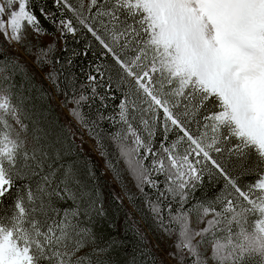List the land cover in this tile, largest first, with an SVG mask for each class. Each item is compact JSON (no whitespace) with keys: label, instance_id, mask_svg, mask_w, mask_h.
Returning a JSON list of instances; mask_svg holds the SVG:
<instances>
[{"label":"snow or ice","instance_id":"snow-or-ice-1","mask_svg":"<svg viewBox=\"0 0 264 264\" xmlns=\"http://www.w3.org/2000/svg\"><path fill=\"white\" fill-rule=\"evenodd\" d=\"M41 18L61 39L86 30L92 39L85 51L95 47L111 58L89 65L85 90L68 101L74 105L69 115L98 145L97 122L83 114L84 104L91 108L98 100L97 120L120 126L112 139L140 192L147 197V186L157 194L150 207L166 232L172 229L161 205L169 197L179 205L175 213L168 205L169 224L179 226L177 250L189 254L190 264H264V178L255 184L257 198H250L238 186L240 161L232 159H246L245 150L254 149L264 161V0H51V7L48 0H0V34L10 41L21 42L26 28L51 34ZM54 52L55 43L38 48L37 64L53 65L46 78L59 92L60 60L49 58ZM10 67L23 70L0 62V264H111L100 257L118 242L101 246L91 226L94 215H105L99 190L81 178L75 161L64 159L72 147L62 133L49 139L50 129L35 127L30 151L19 132L13 136L8 117L26 132L29 113L27 98L5 83ZM114 92L121 93L119 110L105 116L100 108L112 106ZM205 176L222 182L227 195L216 200H226V207L223 213L204 207L213 218L193 230L183 209ZM88 177L94 179L91 168ZM252 214L259 216L254 225ZM209 244L206 257L201 248ZM86 248L91 251L81 255Z\"/></svg>","mask_w":264,"mask_h":264},{"label":"trees","instance_id":"trees-1","mask_svg":"<svg viewBox=\"0 0 264 264\" xmlns=\"http://www.w3.org/2000/svg\"><path fill=\"white\" fill-rule=\"evenodd\" d=\"M75 3V0H72ZM85 0V4H86ZM49 7H51V0H48ZM55 11V9H52ZM39 15V13L37 12ZM59 16V13H57ZM66 17H71V13L65 11ZM42 25L47 29L48 33L45 34L54 38L55 52L49 57L53 61L56 59L60 60V64H55L62 75H60L58 83H60V91L57 92L55 85H53L46 77L47 74L52 70L53 65L44 64L40 67L37 64V53H33L35 59L34 64H30L25 60L20 59L16 53L12 50L8 42L0 35V62L8 60L12 65H20L23 70L14 69L10 67L7 74L10 76V81L5 83L15 84L16 87L13 89L14 93H21L24 100L23 107L29 113V118L24 119L23 123L27 126V131H21V128L17 130L20 133V138L26 141L25 147L30 151L36 145L33 141L34 128L39 126L43 129L51 130L52 135L49 139H55L56 134L62 133L63 139L67 145L72 147V154L65 157V160H72L76 162V166L79 168L81 178L85 179L89 185L95 184V187L99 190L101 201L98 207H102L105 215L102 217L93 216L94 223L91 225L98 237H102L101 246L112 238L118 242L113 244L112 249L106 255L100 257L107 259L111 264H132L133 258H135L136 264H159L157 254L150 246L144 231L153 233L155 228L162 229L159 226V217L154 215L151 211L150 204L152 201L157 199V194L153 193L151 189L145 186V192L148 193L147 197L138 192L129 199L128 202L134 211L135 217L132 218L130 211L124 205L113 189L111 188L110 182L105 178L102 169L98 166L97 161L87 154L80 146L79 142L75 137L74 127L77 123L73 117L68 119L63 111V108L69 113V109L73 108L72 103H68L74 95H79L81 91V84L87 82V73L89 71V65H95L97 58L101 61L107 59L111 60L110 57H100L99 52H96L95 47L85 51V45L88 40L92 37L86 30H81L75 37L71 34H67L64 39L60 38L59 32L56 31L55 27L44 21L41 18ZM73 21L75 22L74 18ZM95 43V42H94ZM47 48V47H45ZM79 53L73 55V53ZM26 54L32 55L30 49H27ZM68 59L72 60L69 64ZM30 78V79H29ZM21 85L23 88L21 89ZM102 91V90H101ZM113 95L116 99L111 101V107L100 108L103 115L107 116L109 113L113 115L118 112V108L115 106L119 104L121 93L114 92ZM17 97L14 96L13 103H17ZM67 103V107L64 104ZM99 107V101L90 108L88 104H84L81 111L89 120H96L97 127L95 132L99 135V145L97 144L96 138L88 134L87 129H83L85 136L92 141L98 149L100 157L104 160L105 165L109 171L114 175V171L108 165L111 164L116 170L121 168L124 169V159L120 155V149L115 140L112 139V134L119 129V125L113 126L109 120H97V108ZM162 115V114H161ZM118 119V117H117ZM9 123L13 127V119L8 117ZM33 121H38V125L34 124ZM16 132V133H17ZM15 133V134H16ZM13 133V136H15ZM162 137L157 138L158 141ZM170 139H174L170 135ZM42 144L46 143L45 140L40 141ZM234 143H236L234 141ZM59 146V145H58ZM103 153V155L101 154ZM246 159L238 158L233 156L232 159L240 161V167L236 169L239 175L238 186L242 190H250L254 184L264 175V161H262L258 153L254 149H246ZM91 168L94 179L88 177V169ZM157 179H162L157 177ZM234 193V190H232ZM227 195V191L223 188L222 182H213L205 176L203 182L198 185L194 192L191 193L189 201L184 205V209L190 212L195 206L207 207L212 204L213 208L223 212L226 200H216L217 197H224ZM231 198V197H229ZM178 199V198H177ZM5 205L11 204L12 200H5ZM69 204L62 205L63 207L70 206ZM171 203L172 211L178 209L179 205L172 201L169 197L168 200L164 201L161 205L162 215L165 218H169L168 205ZM91 251V248L83 250L81 255ZM143 253V254H142ZM95 258V257H94Z\"/></svg>","mask_w":264,"mask_h":264},{"label":"rangeland","instance_id":"rangeland-1","mask_svg":"<svg viewBox=\"0 0 264 264\" xmlns=\"http://www.w3.org/2000/svg\"><path fill=\"white\" fill-rule=\"evenodd\" d=\"M6 18L7 17H5V19ZM0 35L8 42L12 50L16 53V55L20 59L25 60L30 64L31 63L34 64L33 61L35 59V56L33 57V53H37L38 48H45L49 44H52L54 42L53 37H50L48 35L37 36L30 28L25 29L24 39L21 42L10 41L6 39L3 34ZM27 49H30V52H32L31 56H28L26 54ZM63 111L68 119H72L69 113L64 108ZM75 125H76L74 127L75 137L79 142L80 146L87 154H89L92 157V159L97 161L98 166L102 169L105 178L110 182L111 188L113 189L114 193L121 201H123L124 205L130 211V214L132 215L131 217L134 218L135 213L128 202L127 196L132 197L138 194L140 190L136 187V181L129 172L125 161L123 162L124 169L122 166L121 168L117 169L119 172V180H117L116 176H114L109 171V169L105 165L104 160L100 157L98 149L96 148L95 144L85 136L86 134L83 132V129H81L77 123H75ZM12 128L14 129L13 133L15 134L17 130L21 128V126L17 124L15 120H13ZM128 143H131V139H129ZM261 178H264V175ZM259 180L257 182H259ZM255 184L250 189V198L253 199H256L257 194L259 193V190L255 188ZM234 195L238 196V194L235 193ZM240 201L245 206H249L247 205V202H244L242 200V198H240ZM225 207H226V201L224 207L221 208L224 209ZM203 208L204 206H195L190 212H188V223L191 229L200 230L207 226L208 219L213 218V214L211 212L207 216H205L203 213ZM249 219L252 225H254L256 220L259 219V216L258 214H252L250 215ZM164 223L165 225H167L169 228L172 229L171 233L166 232L164 228L162 229L155 228L153 230V233L144 231V234L146 235V238L148 239L150 246L157 254L159 264H180L179 258L181 256L184 257L185 264H190L192 258L189 256V254L186 251L183 252L178 251L176 248V244L179 241V226L176 224H169V218H165V217H164ZM196 239L199 240L200 238L197 237ZM201 251L205 252L206 257H210L211 256L210 244L208 245L206 251L204 248H201Z\"/></svg>","mask_w":264,"mask_h":264},{"label":"clouds","instance_id":"clouds-1","mask_svg":"<svg viewBox=\"0 0 264 264\" xmlns=\"http://www.w3.org/2000/svg\"><path fill=\"white\" fill-rule=\"evenodd\" d=\"M257 231V228L256 227H253L252 228V230L250 231V232H248V233H246V235H248V236H251L253 233H255ZM222 243H227V241L226 240H223V241H221Z\"/></svg>","mask_w":264,"mask_h":264}]
</instances>
